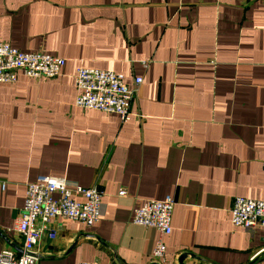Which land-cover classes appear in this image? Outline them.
I'll return each mask as SVG.
<instances>
[{
	"label": "crops",
	"instance_id": "1",
	"mask_svg": "<svg viewBox=\"0 0 264 264\" xmlns=\"http://www.w3.org/2000/svg\"><path fill=\"white\" fill-rule=\"evenodd\" d=\"M0 41L66 59L0 83V250L22 252L28 184L50 175L103 196L99 222H53L42 264H264V227L231 221L264 199V0H0ZM80 67L143 78L130 119L75 105ZM167 195L170 234L131 222Z\"/></svg>",
	"mask_w": 264,
	"mask_h": 264
},
{
	"label": "built area",
	"instance_id": "2",
	"mask_svg": "<svg viewBox=\"0 0 264 264\" xmlns=\"http://www.w3.org/2000/svg\"><path fill=\"white\" fill-rule=\"evenodd\" d=\"M65 62L66 59L59 56L24 52L0 41V83L16 82L20 71L33 78H55ZM142 83L143 78L136 77L131 87L122 73L80 67L76 73L78 94L75 105L116 113L125 121L132 116L131 103ZM120 195L126 196V192L121 191ZM102 196L103 192L97 186L84 187L60 177L39 176L28 184L24 207L16 224L23 237L22 252L12 248L0 250V264H42L38 261L36 248L45 236H55L53 222L58 219L79 220L87 225L99 222ZM175 203L170 195L159 200H146L134 210L131 222L155 227L162 235L170 234ZM231 221L234 226L245 229L257 225L264 227V199L237 196L231 207ZM153 255L165 261L166 243L163 239L157 241Z\"/></svg>",
	"mask_w": 264,
	"mask_h": 264
},
{
	"label": "water",
	"instance_id": "3",
	"mask_svg": "<svg viewBox=\"0 0 264 264\" xmlns=\"http://www.w3.org/2000/svg\"><path fill=\"white\" fill-rule=\"evenodd\" d=\"M187 257V253L183 254L181 257H180V261H183V259H185Z\"/></svg>",
	"mask_w": 264,
	"mask_h": 264
}]
</instances>
